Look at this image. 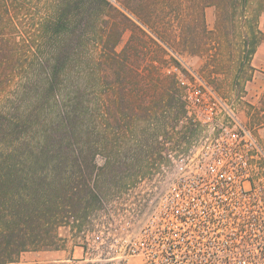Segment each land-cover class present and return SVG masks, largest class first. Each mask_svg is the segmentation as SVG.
Listing matches in <instances>:
<instances>
[{
	"label": "trees",
	"instance_id": "trees-1",
	"mask_svg": "<svg viewBox=\"0 0 264 264\" xmlns=\"http://www.w3.org/2000/svg\"><path fill=\"white\" fill-rule=\"evenodd\" d=\"M250 4L0 0V264H19L31 251L60 250L61 226L81 228L104 194L124 192L151 163L153 126L164 131L167 110L183 103L171 92L172 80L157 74L158 60H137L146 45L157 59L175 51L169 17L192 47L202 40L196 41L197 26L200 34L211 33L206 7L227 16L243 12L249 33H259L264 0L249 17ZM128 28L133 35L118 51ZM259 43L246 44L245 58Z\"/></svg>",
	"mask_w": 264,
	"mask_h": 264
},
{
	"label": "built area",
	"instance_id": "built-area-1",
	"mask_svg": "<svg viewBox=\"0 0 264 264\" xmlns=\"http://www.w3.org/2000/svg\"><path fill=\"white\" fill-rule=\"evenodd\" d=\"M183 115L157 137L139 192L104 227L120 264H264V146L190 66L168 67ZM132 186L126 191L130 196ZM75 262L89 259V249Z\"/></svg>",
	"mask_w": 264,
	"mask_h": 264
},
{
	"label": "rangeland",
	"instance_id": "rangeland-1",
	"mask_svg": "<svg viewBox=\"0 0 264 264\" xmlns=\"http://www.w3.org/2000/svg\"><path fill=\"white\" fill-rule=\"evenodd\" d=\"M258 1L251 0L250 9L245 13L247 16H251V10L257 6ZM204 14L207 28L211 33L204 36L199 33L200 28L198 29L197 26L195 37L196 41L197 36L198 39L202 38L199 41L201 44L197 42L196 45L191 47L192 44H189V41H184L182 34L174 31L176 22H173L174 17H169V24L166 25V28L170 29L168 40L175 51L168 50L164 59H157L153 55L155 50L150 45H146L147 50L144 49L146 57L144 56L145 58L137 60V64H146L149 62L148 60L153 59L158 60L157 74L165 75L172 80L174 87L171 92L176 95L177 99H180L176 81L167 74V69L171 65L178 64L179 60L186 62L219 95L234 104L240 120L254 132V125L259 124L264 119V115H260L264 111V92L262 95H257L258 93L256 92L258 90H254L252 83L256 69L251 63L255 55L247 59L243 52L247 50L245 49L246 44H252L253 39L260 41L257 52L264 45V13L258 18L255 32L258 31L259 33L252 35L246 27L245 19L241 18L244 15L243 12H237L235 16H227L221 8L206 7ZM164 21L166 22V19H160V22ZM187 22L192 27L193 25L195 26L196 20L192 19V17H187ZM132 35L130 28L123 32L121 42L117 47L118 51L123 50L127 46ZM182 106L176 104L175 107L167 110L166 121L169 125L177 117L183 115ZM139 125L145 127V123H140ZM160 126L162 125L160 124ZM160 126H153L155 130H158V136L163 133V130H160ZM155 146L158 149L156 143ZM156 151L155 154L157 155L158 150ZM154 155L151 157V162L156 159ZM98 160H101L100 156ZM149 167L150 165H146L145 168L138 172L135 180L137 181L139 176L142 178L146 177ZM137 186L138 181L132 185L133 189L130 196L124 195L128 194L126 189L122 193H117L118 190L116 188L104 194V202L93 211L81 228L77 227L72 230L68 225L61 226L58 230L60 250L70 251L71 249H76V255L81 256L84 246L85 250L89 249V259H98L100 260L99 264H120L119 261L108 260L114 254L109 255L106 245H103L105 240L104 227L110 223L113 215L118 216V210L123 208L122 204H125L129 198L139 192ZM80 223H83V221H80ZM76 226H79L78 222ZM39 262L40 252L31 251L22 254L19 264H39ZM74 264H91V262H77Z\"/></svg>",
	"mask_w": 264,
	"mask_h": 264
},
{
	"label": "crops",
	"instance_id": "crops-1",
	"mask_svg": "<svg viewBox=\"0 0 264 264\" xmlns=\"http://www.w3.org/2000/svg\"><path fill=\"white\" fill-rule=\"evenodd\" d=\"M255 67V75L253 76L252 83L254 90H258L257 95H262L264 92V45L261 46L256 52L255 57L251 63ZM261 116L264 115V111L261 112ZM255 136L259 139L260 143L264 146V119L259 124H255L253 127ZM77 250H54V251H42L40 252L39 264H74Z\"/></svg>",
	"mask_w": 264,
	"mask_h": 264
}]
</instances>
